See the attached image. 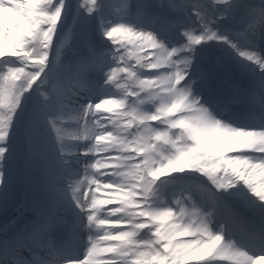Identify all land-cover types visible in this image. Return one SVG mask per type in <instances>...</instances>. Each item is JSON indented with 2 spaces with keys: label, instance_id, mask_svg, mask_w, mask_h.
I'll return each instance as SVG.
<instances>
[{
  "label": "snow or ice",
  "instance_id": "obj_1",
  "mask_svg": "<svg viewBox=\"0 0 264 264\" xmlns=\"http://www.w3.org/2000/svg\"><path fill=\"white\" fill-rule=\"evenodd\" d=\"M0 215V264H264V0H0Z\"/></svg>",
  "mask_w": 264,
  "mask_h": 264
},
{
  "label": "rangeland",
  "instance_id": "obj_2",
  "mask_svg": "<svg viewBox=\"0 0 264 264\" xmlns=\"http://www.w3.org/2000/svg\"><path fill=\"white\" fill-rule=\"evenodd\" d=\"M18 199H19V197H18ZM13 215H14V213L10 211L9 214H8V219H11V217H12ZM4 220H5V217H4L3 215H0V226L3 225Z\"/></svg>",
  "mask_w": 264,
  "mask_h": 264
},
{
  "label": "bare ground",
  "instance_id": "obj_3",
  "mask_svg": "<svg viewBox=\"0 0 264 264\" xmlns=\"http://www.w3.org/2000/svg\"><path fill=\"white\" fill-rule=\"evenodd\" d=\"M96 194L98 199H103L108 193L104 192L103 190H100Z\"/></svg>",
  "mask_w": 264,
  "mask_h": 264
}]
</instances>
